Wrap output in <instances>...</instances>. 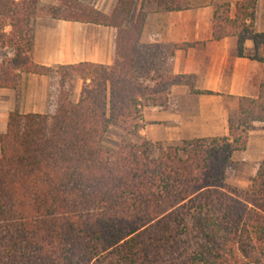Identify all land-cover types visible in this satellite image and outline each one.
Masks as SVG:
<instances>
[{
  "label": "trees",
  "instance_id": "obj_1",
  "mask_svg": "<svg viewBox=\"0 0 264 264\" xmlns=\"http://www.w3.org/2000/svg\"><path fill=\"white\" fill-rule=\"evenodd\" d=\"M50 1L0 0V47L12 52L0 58V87L37 74L53 78L56 92L52 112L15 108L0 133V264H264V158L246 188L226 182L234 152L264 128V80L256 97H239L225 135L102 145L110 125L140 132L147 101L167 108L173 85L210 93L194 89L190 75L137 67L148 13L211 5L213 39L235 37L243 56L251 35V58L264 68L258 0H116L109 12ZM37 17L112 27V63H37ZM73 79L81 80L76 98Z\"/></svg>",
  "mask_w": 264,
  "mask_h": 264
},
{
  "label": "crops",
  "instance_id": "obj_2",
  "mask_svg": "<svg viewBox=\"0 0 264 264\" xmlns=\"http://www.w3.org/2000/svg\"><path fill=\"white\" fill-rule=\"evenodd\" d=\"M212 15L211 5L148 13L139 40L137 67L151 76L190 75L194 89L210 91L195 93L190 85L178 84L168 91L167 108L148 100L142 110L141 130L148 140L177 145L184 139L225 135L229 116L237 114L239 97L258 95L264 68L251 58L252 36L245 39L244 55L237 56L235 37L213 39ZM255 28L264 31V0H258ZM34 32L31 55L37 63L54 66L113 61L112 27L42 17L36 21ZM183 42L198 44L173 48V44ZM20 79L15 89L0 87V133L15 108L21 113H47L54 107L49 99L48 76L22 74ZM243 152L249 163L259 164L264 158V128L249 132Z\"/></svg>",
  "mask_w": 264,
  "mask_h": 264
},
{
  "label": "rangeland",
  "instance_id": "obj_3",
  "mask_svg": "<svg viewBox=\"0 0 264 264\" xmlns=\"http://www.w3.org/2000/svg\"><path fill=\"white\" fill-rule=\"evenodd\" d=\"M83 1L90 3L91 5L97 7L98 9L102 11L107 9L108 11H104V12H109L111 8L113 7L116 0H106V1L104 0H83ZM45 2L51 3L50 0H45ZM136 12L137 10L134 11L133 18L135 17ZM39 18H42V17H37L35 19L34 28H35V23ZM4 55L10 56L12 55V52L8 48L0 47V58H2ZM20 80L21 79L19 78V83H20ZM53 81H54L53 78L48 76V87L47 88L49 89V99L54 102V107H51L52 111L55 108V102H56V92H55V86H54ZM70 84H71L70 91H72V96L76 98L80 92L81 80L73 79L71 80ZM140 121L142 122V120ZM143 139L148 140L145 137V135L141 133V130L140 132L136 134H129L122 127L118 125H110L103 136L102 145L106 149L113 150V149H116L118 145L120 144V142L123 140L140 142ZM152 142L161 144V146L163 147L174 145V144H167L161 141H152ZM257 166L258 165H253L246 160L245 152L243 151L237 152V154L234 155V157L232 158V162L227 168L226 182L231 185L240 187V188H246L250 184L251 179L256 172Z\"/></svg>",
  "mask_w": 264,
  "mask_h": 264
}]
</instances>
